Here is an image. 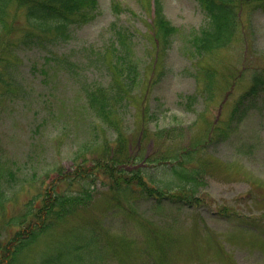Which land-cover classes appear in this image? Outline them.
I'll return each mask as SVG.
<instances>
[{"label":"rangeland","instance_id":"1","mask_svg":"<svg viewBox=\"0 0 264 264\" xmlns=\"http://www.w3.org/2000/svg\"><path fill=\"white\" fill-rule=\"evenodd\" d=\"M96 1L92 20L55 45H8L24 27L21 8L11 30L0 29V67L6 63L8 81L0 95V151L16 166L14 179L0 177L9 195L0 207V264L7 262L3 255L17 227L5 225V218L20 214L38 190L51 188L53 168L72 173L78 154L104 156L102 147L115 146L118 132L129 151L142 149L149 158L200 141L189 164L201 171L197 200L158 204L143 197L132 200L129 211L102 176L63 180L56 187L63 191L90 187L89 203L20 248L11 264H264V91L232 112L254 68H264V11L245 8L232 43L197 57L189 38L207 23L197 0H162L178 29L165 48L152 38L153 0ZM116 29L126 33L137 75L110 128L86 106L84 86L120 76L116 61L108 62ZM204 67L215 71L209 92ZM161 127L173 137H157ZM141 130L146 136L138 142ZM138 164L161 189L176 180L162 165ZM91 234L94 243L72 248Z\"/></svg>","mask_w":264,"mask_h":264},{"label":"trees","instance_id":"2","mask_svg":"<svg viewBox=\"0 0 264 264\" xmlns=\"http://www.w3.org/2000/svg\"><path fill=\"white\" fill-rule=\"evenodd\" d=\"M202 7L207 23L200 27L189 38L191 50L197 57L211 54L232 43L235 34L240 28L242 13L245 8L250 10L259 8L264 11V0H197ZM13 7V13L10 11ZM97 7L96 0H0V29L8 33L12 28V15L17 9H23L24 24L21 35L16 42L8 45H19L33 43L32 45L51 44L55 45L61 41L71 38V32L76 26L92 20ZM162 0H153L151 31L155 45L167 47L169 40L177 32V28L166 18L162 9ZM11 15V18L9 16ZM116 35L112 40L113 54L108 62H115L120 69V76L111 83L103 85L100 82L84 86V98L86 106L92 109L95 116L106 125L112 128L118 124L120 108L118 102L130 97L132 84L135 81V65L130 60L125 34L119 29L115 30ZM50 59V57H47ZM3 57L0 56V62ZM5 64L0 67V95L7 92L8 81L6 78ZM214 70L202 68L203 86L206 91L211 90ZM250 82L245 91L239 95L232 109L235 114L243 105L245 98L255 97L264 91V68H254L250 74ZM193 96L188 97L192 99ZM115 128V127H114ZM157 137L172 138L170 128L161 127L156 133ZM146 136L145 130H141L138 142ZM115 146L108 143L102 147L104 156L89 158L87 155L78 154L81 159L76 162L72 173H63L58 168H53L57 176L51 180V188L38 190L37 193L28 199L24 204V210L16 215H9L5 219V225L17 226L9 238L12 241V249L7 256L5 264H11L18 256L20 248H25L33 242L40 234L48 232L49 228L63 220L69 213L74 212L79 206H85L92 198L90 187L81 186L78 191L61 190L56 188L61 181L70 183L72 179L90 177V179L102 176L109 182L110 189L121 195V204L125 203L130 211L135 205L132 200L152 197L158 204L167 201L168 203H193L195 198L196 185L201 182V171L197 167L189 166L194 162L196 151L200 148L199 142L190 144L183 150H164L162 154L149 158L144 155L142 149L129 151L127 139L121 133L115 134ZM137 142V141H136ZM162 165L170 171L176 179L166 184L163 189L156 185L157 181L149 172L139 167L141 161ZM89 161L91 162L89 164ZM10 163L0 151V177L8 179L16 177V166ZM12 164V163H10ZM13 165V164H12ZM178 179V181H177ZM7 189L0 187V207L9 199ZM127 196L126 198H124ZM131 197V201L128 200ZM117 198V197H115ZM37 205V206H36ZM94 235L85 243L73 244L74 250L87 248L94 243ZM91 246V245H90ZM94 247V245H93ZM95 248V247H94ZM2 261V259H0ZM2 261L1 263H3ZM47 259H42L40 264H46Z\"/></svg>","mask_w":264,"mask_h":264}]
</instances>
